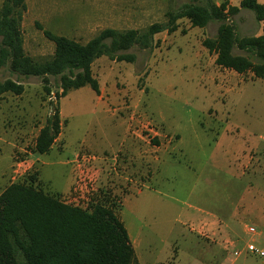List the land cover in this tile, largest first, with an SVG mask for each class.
I'll list each match as a JSON object with an SVG mask.
<instances>
[{"label": "rangeland", "instance_id": "1", "mask_svg": "<svg viewBox=\"0 0 264 264\" xmlns=\"http://www.w3.org/2000/svg\"><path fill=\"white\" fill-rule=\"evenodd\" d=\"M25 1L24 50L43 60L54 43L36 21L85 43L106 27L143 30L166 23L168 11L193 0ZM229 20L238 35L262 33L250 10ZM176 23L173 32L156 33L151 46L132 45L126 52L134 54L133 61L97 58L92 71L99 94L85 85L57 99L45 93L40 77L1 67L0 82L19 80L24 91L0 95V192L12 182L33 180L64 202L111 206L139 264H264L244 250L252 238L244 225L256 228L259 243L264 221L233 208L236 192L256 191L253 181L264 177V80L215 64L202 40L216 36L219 21L205 27L191 26L186 18ZM234 52L260 62L247 51ZM50 86L54 92L56 78L50 77ZM54 107L60 133L50 149L38 153L35 137ZM127 135L141 145V159L123 151ZM206 215L238 225L241 245L232 236L220 239ZM233 248L241 250L236 257Z\"/></svg>", "mask_w": 264, "mask_h": 264}, {"label": "trees", "instance_id": "2", "mask_svg": "<svg viewBox=\"0 0 264 264\" xmlns=\"http://www.w3.org/2000/svg\"><path fill=\"white\" fill-rule=\"evenodd\" d=\"M193 0L177 11H168L166 23L153 22L143 30L106 27L82 43L59 35L35 22L38 30L54 43L53 53L38 60L24 50L21 21L27 9L25 0H2L0 6V68L8 66L21 76H37L45 93L57 99L69 91L88 85L99 94L100 86L93 75L92 64L100 56L115 61H133L126 51L132 45L151 46L154 35L163 30L173 32L177 19L186 18L191 26L205 27L219 21L215 37H205L202 45L215 54L217 66L237 73L251 72L264 80V3L227 0L196 3ZM241 9L253 12L262 23L258 35H238L229 20ZM243 50L260 59L235 53ZM50 77L57 79L56 90ZM24 85L7 78L0 82V95H20ZM61 129L59 110L54 107L35 137L34 149L44 153L55 142ZM33 181V180H32ZM12 182L0 192V264H139L127 228L111 206L95 203L90 208L64 202L44 192L33 182Z\"/></svg>", "mask_w": 264, "mask_h": 264}, {"label": "crops", "instance_id": "3", "mask_svg": "<svg viewBox=\"0 0 264 264\" xmlns=\"http://www.w3.org/2000/svg\"><path fill=\"white\" fill-rule=\"evenodd\" d=\"M223 1H221V2H223ZM227 1L231 5H238L240 2V0H237L238 2H236V3L233 0H227ZM259 1L264 3L263 0H259ZM221 2L217 1L215 3L220 4ZM214 56H215V54H214ZM222 136H224V135H222ZM126 139H127V142L125 141L126 146L125 145L122 146L124 148L123 151L127 152L130 155L131 159H134V160H135V158L141 159L142 158V152H141L142 147H141V145L139 143H135L131 139V136L127 135ZM131 154H133V157L131 156ZM159 158H160V156L159 157L155 156V157H153V159H154L153 161L156 162ZM247 162H248V160H247ZM261 177L262 178H260L259 180L253 181L256 191H254V190H242V191L236 192V198H235L236 202L233 201V208L238 213H241L243 215H250L251 214L253 217H257L258 219H261V221H264V177L263 176H261ZM250 182H252V180ZM203 217H205V219H206L205 221H206V224L208 225V228H211L212 230L219 228L220 239H221V237L225 238V237L232 236V237L236 238V243L238 245H241V240L239 238L240 230H239L238 225L228 223L225 220V218H222L220 215H217L218 223H216L215 221L212 220V217H214V215H206ZM224 229H226L227 233L224 231ZM244 230L247 231V225H244ZM258 244L264 248V239H261V241ZM211 256H212V258L214 257L213 255H211ZM178 257H177L176 261L178 260Z\"/></svg>", "mask_w": 264, "mask_h": 264}, {"label": "built area", "instance_id": "4", "mask_svg": "<svg viewBox=\"0 0 264 264\" xmlns=\"http://www.w3.org/2000/svg\"><path fill=\"white\" fill-rule=\"evenodd\" d=\"M83 160L89 161L90 159L87 157H83ZM247 232L251 234L252 238L245 243L244 250L249 254H253L255 256H258L259 258H264V248L261 245H259L253 238L255 235H257L256 228L253 225H249L247 226ZM240 253H241L240 249H236V248L232 249L233 256L236 257Z\"/></svg>", "mask_w": 264, "mask_h": 264}]
</instances>
